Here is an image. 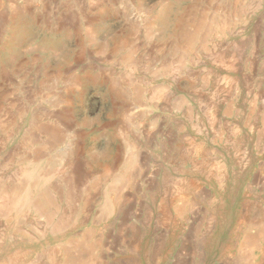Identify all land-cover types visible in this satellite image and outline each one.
Masks as SVG:
<instances>
[{
	"label": "rangeland",
	"instance_id": "rangeland-1",
	"mask_svg": "<svg viewBox=\"0 0 264 264\" xmlns=\"http://www.w3.org/2000/svg\"><path fill=\"white\" fill-rule=\"evenodd\" d=\"M0 186V264H264V0H0Z\"/></svg>",
	"mask_w": 264,
	"mask_h": 264
},
{
	"label": "bare ground",
	"instance_id": "bare-ground-1",
	"mask_svg": "<svg viewBox=\"0 0 264 264\" xmlns=\"http://www.w3.org/2000/svg\"><path fill=\"white\" fill-rule=\"evenodd\" d=\"M211 21H213L212 19H211ZM216 21V20H215ZM214 21V22H215ZM225 21V20H224ZM204 23H206V22H204ZM210 23V22H209ZM200 24H202V27H203V23L201 22ZM207 24V23H206ZM209 25V24H208ZM224 25V24H223ZM205 26V25H204ZM209 26H211V25H209ZM222 26V25H221ZM200 27V26H199ZM212 28V27H211ZM198 30V29H197ZM199 30H200V28H199ZM199 30H198V32H199ZM210 31V30H209ZM191 33H193V32H191ZM197 33V32H196ZM193 34H195V32L193 33ZM192 34V35H193ZM208 34V33H207ZM191 35V34H190ZM197 36V35H196ZM196 36H192V38L194 37V39H195V37ZM188 37V36H187ZM206 37V36H205ZM189 38V37H188ZM191 39V38H190ZM190 39H188V40H190ZM193 39V40H194ZM207 39V38H206ZM187 40V39H186ZM195 42V41H194ZM187 44V43H186ZM192 44H193V42H192ZM185 45V44H184ZM188 45H191L190 43L188 44ZM188 45H185V49H187L189 46ZM195 45V44H194ZM193 45V46H194ZM188 46V47H187ZM190 48H191V46H190ZM189 48V49H190ZM159 90V89H158ZM161 91V90H160ZM136 92V91H135ZM162 92V91H161ZM137 93V92H136ZM140 93V92H139ZM136 95V94H135ZM142 95V94H141ZM141 95L139 96V94L138 95H136V98H137V96H139V98L141 99ZM156 96V95H155ZM161 96H162V94H161ZM159 98V97H158ZM137 100V99H136ZM139 100V99H138ZM57 138V137H56ZM134 147V146H133ZM74 153V152H73ZM207 155V154H206ZM39 164V163H38ZM35 166V165H34ZM38 167V166H37ZM32 168V167H31ZM35 168V167H34ZM28 169V168H27ZM29 170V169H28ZM40 170V169H39ZM37 171V170H36ZM34 172V171H33ZM106 172H107V170H106ZM37 173V172H36ZM32 174V173H31ZM127 174V173H126ZM34 176V175H33ZM39 176V175H38ZM108 176V173L106 174V177ZM102 177V176H101ZM104 177V176H103ZM119 178H122V177H119ZM126 178V177H125ZM128 178V177H127ZM38 179H39V177H38ZM40 180V179H39ZM120 180V179H119ZM99 181H100V179H99ZM128 181V180H127ZM124 182H126V181H124ZM97 183H98V181H97ZM121 183H123V182H121ZM193 183V182H192ZM191 183V185L193 186V184ZM37 184V183H36ZM41 184H42V182H41ZM195 184V183H194ZM38 185V184H37ZM122 185V184H121ZM1 187V186H0ZM31 187H33V186H31ZM29 188V187H28ZM1 190V197H0V201H3V205H6V203H14V204H16V203H19V201H20V194H19V189H17V188H14V189H12L11 190V192H10V194H8V195H5L4 194V192L6 193V190L4 189V188H1L0 189ZM32 190V189H31ZM116 191V190H115ZM23 193V192H22ZM21 193V194H22ZM71 194H72V192H71ZM117 194V193H116ZM4 195V196H3ZM47 195H49V194H47ZM22 196V195H21ZM44 196V195H43ZM109 196V195H108ZM117 196H118V194H117ZM25 197V196H24ZM26 197H27V195H26ZM25 197V198H26ZM31 197V196H30ZM50 197H47V196H44V197H42V198H39L38 200L36 199V201L34 202V208L36 207L37 208V210H39V211H43L44 209H45V207L47 206L48 208H49V206L50 205H54V204H52V202L53 201H51L50 199H49ZM52 198V197H51ZM110 198V197H109ZM118 197H116V199H117ZM24 199V198H23ZM107 199V198H106ZM111 199V198H110ZM25 201H27V199H25ZM115 201V200H114ZM107 205H106V207L108 208L110 205H111V200L109 201V200H107ZM55 204H57L56 202H55ZM20 205V204H19ZM33 205V204H32ZM113 205V204H112ZM13 207V206H12ZM25 207V206H24ZM33 207V206H32ZM54 208H56V205L55 206H53ZM14 208V207H13ZM33 208V209H34ZM21 209H24V208H21ZM20 209V210H21ZM50 210H51V208H49ZM59 208H56V210H58ZM111 209V208H110ZM8 210V209H7ZM13 210V209H12ZM36 210V211H37ZM48 210V209H47ZM60 210V209H59ZM58 210V211H59ZM108 210V212H109V209H107ZM45 211H46V209H45ZM17 212H19V211H17ZM47 212V211H46ZM9 213V212H8ZM49 213V212H48ZM58 213V212H57ZM44 214H45V212H44ZM54 214V213H53ZM50 215V214H49ZM7 216V215H6ZM11 216V215H10ZM53 216V215H52ZM52 216H49V217H52ZM79 246H80V244H77L75 247L76 248H79ZM17 252V251H16ZM67 253L69 252V251H66ZM19 253H21V252H19ZM52 253V252H51ZM14 254H16V253H14ZM67 255V254H66ZM69 255V254H68ZM70 256V255H69ZM71 258V257H70ZM78 258H76V260H77ZM80 261V260H79ZM15 262V261H14ZM67 262V261H66ZM77 262V261H76ZM17 263V262H16ZM66 264V263H65ZM72 264H74V263H72Z\"/></svg>",
	"mask_w": 264,
	"mask_h": 264
}]
</instances>
